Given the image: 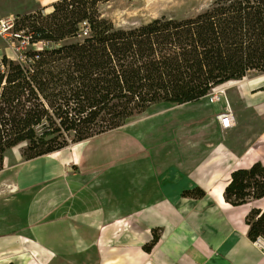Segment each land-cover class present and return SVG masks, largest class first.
<instances>
[{"label":"trees","instance_id":"obj_1","mask_svg":"<svg viewBox=\"0 0 264 264\" xmlns=\"http://www.w3.org/2000/svg\"><path fill=\"white\" fill-rule=\"evenodd\" d=\"M107 0H57L23 16L33 41L18 59L0 58V170L6 150L24 143L32 159L124 125L157 103L195 102L214 87L264 73V0H213L193 15H161L116 26ZM259 90H264L261 86ZM196 185L181 196L202 198ZM231 206L264 199V163L231 170L223 188ZM250 241H264V206L243 217ZM161 228H152L150 251Z\"/></svg>","mask_w":264,"mask_h":264},{"label":"crops","instance_id":"obj_2","mask_svg":"<svg viewBox=\"0 0 264 264\" xmlns=\"http://www.w3.org/2000/svg\"><path fill=\"white\" fill-rule=\"evenodd\" d=\"M37 1L53 7L57 0ZM45 159L9 166L15 179L4 181L16 190H0V264H264V241H250L243 217L239 222L218 201L220 211L203 203L207 193L184 197L162 182L156 195L115 193L92 171ZM220 225L227 232L220 234ZM155 227L160 237L146 251Z\"/></svg>","mask_w":264,"mask_h":264},{"label":"rangeland","instance_id":"obj_3","mask_svg":"<svg viewBox=\"0 0 264 264\" xmlns=\"http://www.w3.org/2000/svg\"><path fill=\"white\" fill-rule=\"evenodd\" d=\"M212 2L107 0L99 4V10L116 26L128 27L161 15L190 16ZM46 7H40L37 0H0V15L11 12L19 16L21 24L26 14L40 11L45 15L53 9L48 11ZM3 55L18 59L13 47L0 38V58ZM249 74L255 78L251 82L239 80L241 83L222 85L195 102L154 104L117 129L92 137L87 142L69 144L48 154L45 160H54L65 170L73 172L92 171L91 177H100V186L109 187L115 193L117 190H148L156 195L153 190H158L161 182L178 193L187 186L198 185L208 196L209 202L204 200L203 203L215 204L213 211H220L209 190L219 181L226 180V167L234 169L245 165H235L237 159L248 164L256 160L264 163V90H259L264 86V75ZM222 88L224 92L220 91ZM223 107L231 108L234 113L233 126L225 130L217 121V114ZM23 146L24 143H20L5 151L0 190H16L4 180L15 179L16 171L9 166L20 165L26 160L22 155ZM248 147L254 148V157L245 153ZM253 206L263 207L264 199L252 201L239 209L248 211ZM231 213L240 222L241 212L234 210ZM218 231L223 234L227 228L220 225Z\"/></svg>","mask_w":264,"mask_h":264},{"label":"built area","instance_id":"obj_4","mask_svg":"<svg viewBox=\"0 0 264 264\" xmlns=\"http://www.w3.org/2000/svg\"><path fill=\"white\" fill-rule=\"evenodd\" d=\"M19 21V16L15 14L0 16V38L13 47L15 57L22 58L25 50L41 49L49 44L44 40L33 41L32 31ZM217 121L221 129L231 128L234 124V113L231 108L223 107L217 114Z\"/></svg>","mask_w":264,"mask_h":264},{"label":"bare ground","instance_id":"obj_5","mask_svg":"<svg viewBox=\"0 0 264 264\" xmlns=\"http://www.w3.org/2000/svg\"><path fill=\"white\" fill-rule=\"evenodd\" d=\"M45 1V0H44ZM162 1H164V0H162ZM51 6H48V7H46V10H48V11H50L51 10ZM262 75H264V73L262 74ZM255 78H252V79H250V80H248L247 82H251L252 80H254ZM236 83H241L239 80H230V81H227L226 83H223V84H220V85H218V86H216V87H214V88H218V87H222V85H225L226 87L227 86H229V85H233V84H236ZM244 83V82H243ZM213 88V89H214ZM221 92H224V89L222 88L221 90H220ZM205 96H208V94L207 95H205ZM204 96V97H205ZM224 100H225V102L228 104V99H227V97L225 96L224 97ZM229 105V104H228ZM254 148H252V147H248L247 149H246V151H245V153L249 156V157H254L255 156V152H254V150H253ZM244 159H246V158H244ZM245 163V165H244V167L245 166H248V165H250V163L248 164L247 163V161H243V159H237L236 160V162H235V165H242V164H244ZM236 167H242V166H236ZM235 167V168H236ZM232 168V166H229V167H226V169H225V176H226V180L225 181H223V182H221V181H219L217 184H215L210 190H209V194H210V196H214L215 198H216V200L222 205V207L228 212V213H230V212H233L234 210L236 211V212H238V213H240L241 212V217H244V215L247 213V210L246 209H239V207L240 206H231L230 204H228L225 200H224V198H223V188H224V186L226 185V183H227V181H228V179H229V174H230V172H231V169ZM241 206H243V205H241ZM231 215H232V213H230ZM243 225V224H242Z\"/></svg>","mask_w":264,"mask_h":264},{"label":"water","instance_id":"obj_6","mask_svg":"<svg viewBox=\"0 0 264 264\" xmlns=\"http://www.w3.org/2000/svg\"><path fill=\"white\" fill-rule=\"evenodd\" d=\"M258 74H263L262 72L261 73H259V72H257ZM251 76V74H247L245 77H243L242 79H240V80H250V79H252V77H250ZM254 77V76H253Z\"/></svg>","mask_w":264,"mask_h":264}]
</instances>
